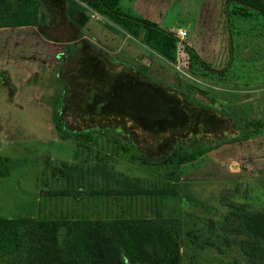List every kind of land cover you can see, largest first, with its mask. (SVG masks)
Wrapping results in <instances>:
<instances>
[{
	"label": "rangeland",
	"instance_id": "1",
	"mask_svg": "<svg viewBox=\"0 0 264 264\" xmlns=\"http://www.w3.org/2000/svg\"><path fill=\"white\" fill-rule=\"evenodd\" d=\"M118 7L168 32L184 30V43L192 45L210 71L185 59L181 47L177 69L143 44L142 33L134 38L86 11L88 20L80 31L72 33L57 19L37 30L41 57L15 32H0V217L154 218L159 212L180 221V264H248L240 248L245 235H236L234 224L225 219L236 204L264 211V18L235 15L224 0H120ZM83 29L94 42L83 37ZM77 32L79 50L70 58L65 44ZM92 47L98 49L103 69L94 83H86ZM141 63L148 65V81L180 87L188 95L185 107L190 109L170 131L154 133L116 114H105L101 118L106 120L98 122L99 116L86 112L114 90L111 72L119 76L122 67ZM71 77L73 83L67 80ZM194 87L205 94H195ZM61 88L67 97L62 117L76 137L61 138L53 124L50 102ZM82 117L88 119L74 120ZM113 117L119 121L108 120ZM89 118L94 122H87ZM236 118L259 121L263 128L238 140ZM92 127L103 130L83 140L81 131ZM197 140L198 146L211 142L212 148L193 162L165 168L178 141L186 145ZM126 143L128 153L123 151ZM72 169L124 175L147 189L163 187L164 173L172 170L178 181L167 185H175L178 195L130 201L90 197L89 186L100 188L102 182L70 181ZM66 190L68 197L58 194ZM58 234L62 238L64 230Z\"/></svg>",
	"mask_w": 264,
	"mask_h": 264
},
{
	"label": "trees",
	"instance_id": "2",
	"mask_svg": "<svg viewBox=\"0 0 264 264\" xmlns=\"http://www.w3.org/2000/svg\"><path fill=\"white\" fill-rule=\"evenodd\" d=\"M119 1L0 0V28L33 26L40 28L41 31L52 23H57L55 21L58 20V23L66 25L74 33V31L81 30V27L74 23L77 15L81 13L87 17L83 12L92 11L134 38H138L142 33V42L145 46L165 61L175 63L177 39L173 34L146 20L133 19L123 14L118 7ZM224 5L228 8L232 7V13L242 18H248L252 14H258L264 18V0H224ZM80 36L81 34L77 32L71 37V41L66 43L65 51L69 53L68 57L75 58L77 55L79 49L75 45V40ZM180 47L181 52L186 56L185 59L190 58L201 69L205 68L210 71V68L200 61L199 56L191 47L185 43ZM91 51L88 58L91 75L86 83H94L95 74L103 69L98 49L92 47ZM147 68L145 65H139L138 68L124 66L119 76L118 74L114 76L111 72L115 78L114 90L96 99V103H100L99 106L94 108L90 105L86 108L89 114L99 116L96 117L97 119L89 118L86 121L93 123L95 119L100 122L106 120L102 119L106 117L101 118V116L116 114L154 133L174 129L190 109L185 107L188 95L180 87L148 81ZM69 79L72 83L74 82L73 77L67 80ZM141 80L153 83L156 87H150ZM193 89L197 92L195 94H205L196 87ZM65 94V88H61L53 97L50 106L56 132L61 138H71L76 137L77 134L75 130L71 132L67 128L70 126L66 121L67 117H62L64 101L67 98ZM194 99L196 98L193 97ZM189 107L195 108L192 105ZM78 119L88 118L82 117L74 120L79 123ZM108 120L119 121L114 117ZM236 122L239 129V136L236 137L238 140H246L249 132H256L263 128V123L256 120L242 121L236 118ZM93 127L81 131L84 134V136L80 135L83 136V140L90 138L92 132L97 131L98 127L95 129ZM106 129H113V127H105V131ZM115 129L117 130L116 127ZM101 130L103 129L97 132H102ZM234 139L231 138L229 141ZM198 143L197 140L185 145L178 141L173 153L169 156L167 165H164L165 168H175L193 162L212 148L211 142L207 144L203 142L199 146ZM128 149L129 146L126 143L123 151L128 153ZM133 159L131 156L130 160ZM2 163L0 159V165ZM2 175L4 174L0 173V176ZM67 176H70V181H74L73 177L80 181L87 179L90 182L101 181L100 188H95L94 184L89 186L87 192L90 197H116L119 201H130L135 197L178 195L175 185H167V182L178 181L176 172L172 170H168L163 175L166 184L162 181L163 187L153 189H147L127 176L111 175L97 169L92 171H73L72 169L68 171ZM68 193L69 191L66 190L58 194L68 197ZM230 221L234 224L231 230L236 235L246 237L240 248L248 258V264H263L264 211H249L246 205L236 204L231 206L225 223L228 225ZM61 229L64 230V234L62 238H59L58 233ZM179 235V219L163 218L159 212H156L154 218L119 216L109 219H88L72 216L69 218L19 217L9 219L0 217V264H180Z\"/></svg>",
	"mask_w": 264,
	"mask_h": 264
},
{
	"label": "crops",
	"instance_id": "3",
	"mask_svg": "<svg viewBox=\"0 0 264 264\" xmlns=\"http://www.w3.org/2000/svg\"><path fill=\"white\" fill-rule=\"evenodd\" d=\"M87 22V21H86ZM86 22L84 23V25L86 24ZM83 25V26H84ZM82 26V28H83ZM37 30H40V28L37 27H33V26H26V27H15V28H0V32H4V31H13L16 34H18L16 37H19L20 40L23 39L25 40V42L31 46V53H33L35 55V53H37V57L38 55H42V37L40 36V34L37 32ZM72 32V31H71ZM73 33V32H72ZM83 33H84V38L90 39L87 34L86 31L83 29ZM88 33V32H87ZM90 35V33H88ZM72 35V34H71ZM90 41L94 42L92 40V38L90 39ZM53 42V41H51ZM56 43V42H53ZM66 45V44H65ZM191 48L192 45L188 44ZM40 53V54H39ZM142 65H144L143 63H141ZM148 67V65H145ZM35 71V70H34Z\"/></svg>",
	"mask_w": 264,
	"mask_h": 264
},
{
	"label": "built area",
	"instance_id": "4",
	"mask_svg": "<svg viewBox=\"0 0 264 264\" xmlns=\"http://www.w3.org/2000/svg\"><path fill=\"white\" fill-rule=\"evenodd\" d=\"M91 13V17L94 19H99L98 15L92 11H90ZM171 34H173V36L177 39V50H176V54H178L180 52V46L185 42V39L187 38V33L184 30H176V31H170ZM174 66L178 68L180 61L178 59V57H176L175 63H172ZM182 73H184V71H181ZM185 74V73H184Z\"/></svg>",
	"mask_w": 264,
	"mask_h": 264
},
{
	"label": "water",
	"instance_id": "5",
	"mask_svg": "<svg viewBox=\"0 0 264 264\" xmlns=\"http://www.w3.org/2000/svg\"><path fill=\"white\" fill-rule=\"evenodd\" d=\"M87 17H85L83 14L79 13L77 15V18L74 19V23L79 26L82 27L84 25V23L87 21Z\"/></svg>",
	"mask_w": 264,
	"mask_h": 264
}]
</instances>
